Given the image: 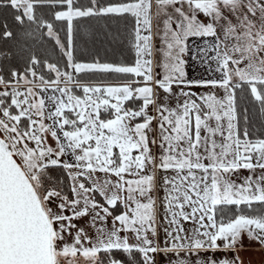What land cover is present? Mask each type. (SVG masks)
<instances>
[{
  "label": "snow or ice",
  "instance_id": "snow-or-ice-1",
  "mask_svg": "<svg viewBox=\"0 0 264 264\" xmlns=\"http://www.w3.org/2000/svg\"><path fill=\"white\" fill-rule=\"evenodd\" d=\"M0 13V264H244L264 249V0Z\"/></svg>",
  "mask_w": 264,
  "mask_h": 264
},
{
  "label": "trees",
  "instance_id": "trees-1",
  "mask_svg": "<svg viewBox=\"0 0 264 264\" xmlns=\"http://www.w3.org/2000/svg\"><path fill=\"white\" fill-rule=\"evenodd\" d=\"M6 15V13H0V16ZM87 40L86 37L81 36L80 42L83 44ZM3 45V42L0 41V46ZM89 48H95L96 50L100 51L101 55L103 57H106L110 60H118L120 59L123 49L119 46L112 45L111 43H105L103 41H100L96 38H93L91 43L86 44ZM51 58L55 59L56 54L53 52L51 54Z\"/></svg>",
  "mask_w": 264,
  "mask_h": 264
},
{
  "label": "rangeland",
  "instance_id": "rangeland-1",
  "mask_svg": "<svg viewBox=\"0 0 264 264\" xmlns=\"http://www.w3.org/2000/svg\"><path fill=\"white\" fill-rule=\"evenodd\" d=\"M244 264H264V249L252 244L247 247L246 251L241 253Z\"/></svg>",
  "mask_w": 264,
  "mask_h": 264
}]
</instances>
